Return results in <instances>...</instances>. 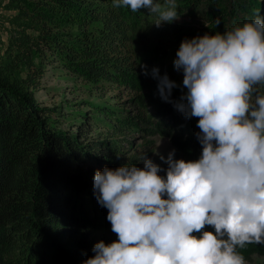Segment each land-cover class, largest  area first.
<instances>
[{
	"label": "trees",
	"instance_id": "16d2710c",
	"mask_svg": "<svg viewBox=\"0 0 264 264\" xmlns=\"http://www.w3.org/2000/svg\"><path fill=\"white\" fill-rule=\"evenodd\" d=\"M114 2L0 0L11 12L8 42L0 50V264H84L95 256L99 236L115 235L108 209L96 199L97 170L127 164L142 169L156 135L170 138L185 161L202 155L198 118L188 119L175 107L187 91L184 76L173 79L171 102L146 101L141 93L154 69L146 44L154 42L153 52L161 56L167 49L156 39L172 27L149 25L148 8L133 12ZM205 9L208 26L194 28V38L242 26L257 9L264 17L263 0H207ZM174 32L185 34L179 27ZM49 67L101 91L128 90L132 103L122 109L87 102L79 128L64 129L59 107L36 97ZM91 123L95 135L83 129L91 130ZM167 169L159 174L166 178ZM263 250L264 244L237 249L245 259Z\"/></svg>",
	"mask_w": 264,
	"mask_h": 264
},
{
	"label": "clouds",
	"instance_id": "9594fccd",
	"mask_svg": "<svg viewBox=\"0 0 264 264\" xmlns=\"http://www.w3.org/2000/svg\"><path fill=\"white\" fill-rule=\"evenodd\" d=\"M133 12L148 8L155 23L177 20L176 0H115ZM220 22L217 21V24ZM187 89L175 107L198 118L202 155L175 160L169 153L166 178L143 157L94 176L98 203L118 240L97 243L84 264H247L237 251L264 244V17L225 33L184 40L174 61ZM145 75H148L145 70ZM162 99L175 81L159 69ZM161 160L165 158L160 157ZM167 197V198H165ZM212 226L215 231H205ZM196 233H202L196 235Z\"/></svg>",
	"mask_w": 264,
	"mask_h": 264
},
{
	"label": "rangeland",
	"instance_id": "374dc122",
	"mask_svg": "<svg viewBox=\"0 0 264 264\" xmlns=\"http://www.w3.org/2000/svg\"><path fill=\"white\" fill-rule=\"evenodd\" d=\"M264 1V0H263ZM166 0H154V3H159L162 6L165 4ZM187 3V4H186ZM207 0H199V3H194V0H176L177 4V20H174L171 23L165 22L161 26L170 25V33L167 37L165 33L167 28H164V31H160V37L156 40H161L160 48L167 49L161 51V56L154 54L153 49L155 48L154 42H147L146 46L149 49V54H153V67L154 69H159V76L163 77L165 74L168 75L169 79H177L181 76H184L181 70H177L174 65V61L177 58V52L180 48L181 38H186L188 40L194 38L192 36V31L195 29H206L208 26L207 18L205 17L204 11ZM264 12V10H263ZM11 12L6 11L0 7V50H3L8 42L9 37V22L8 17ZM158 15L152 13L151 18L148 20L149 25L157 22ZM171 26V24H173ZM179 27L184 29L185 34H177L174 32V28ZM52 67L48 68L46 79L44 82V89L37 93L36 97L39 98L43 104L48 106H57L59 107V117L61 120V127L64 129L76 131L80 125L81 117L79 115L80 111L82 113L88 114L89 110L87 109L88 103H102L106 105H112L115 108H122L121 104L126 103L131 105L132 102L128 100V90L123 89L118 92L117 89L112 88L106 91H101L89 83L81 81L71 75L68 71L62 68H56L52 71ZM159 79L150 76V79L145 83L144 89L141 93L144 95L143 98L146 101L155 100L156 102H163L162 97L159 93ZM122 101V102H121ZM134 109V108H133ZM125 112V110H124ZM97 115V114H96ZM91 130L87 126H84L83 129L87 128V131L90 135H95L98 129L90 124ZM135 137L138 136V132L135 131ZM148 137V136H147ZM154 148L152 149L150 158L155 164L159 165L162 170L168 168V164L165 162L169 153L175 150L174 159H182V154L180 150L174 145L173 141L164 136L156 135ZM140 143V140H137ZM161 156L165 159L161 160ZM144 168V166H143ZM105 242H115L118 240V236L106 234L99 236ZM247 264H264V250L262 252H257L250 254L249 258L245 259Z\"/></svg>",
	"mask_w": 264,
	"mask_h": 264
}]
</instances>
